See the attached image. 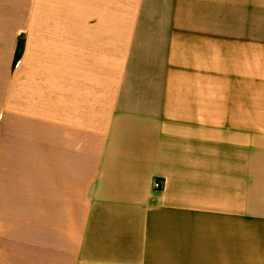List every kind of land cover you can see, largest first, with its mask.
Wrapping results in <instances>:
<instances>
[{"label":"crops","instance_id":"1","mask_svg":"<svg viewBox=\"0 0 264 264\" xmlns=\"http://www.w3.org/2000/svg\"><path fill=\"white\" fill-rule=\"evenodd\" d=\"M0 264H264V0H0Z\"/></svg>","mask_w":264,"mask_h":264},{"label":"built area","instance_id":"2","mask_svg":"<svg viewBox=\"0 0 264 264\" xmlns=\"http://www.w3.org/2000/svg\"><path fill=\"white\" fill-rule=\"evenodd\" d=\"M154 185L156 188L162 187V183L160 181H156Z\"/></svg>","mask_w":264,"mask_h":264},{"label":"trees","instance_id":"3","mask_svg":"<svg viewBox=\"0 0 264 264\" xmlns=\"http://www.w3.org/2000/svg\"><path fill=\"white\" fill-rule=\"evenodd\" d=\"M17 57H18V55H17Z\"/></svg>","mask_w":264,"mask_h":264}]
</instances>
